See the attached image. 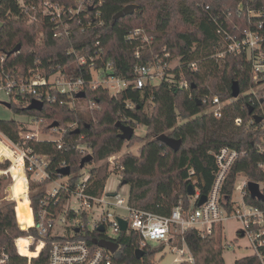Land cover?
I'll use <instances>...</instances> for the list:
<instances>
[{
    "label": "trees",
    "instance_id": "1",
    "mask_svg": "<svg viewBox=\"0 0 264 264\" xmlns=\"http://www.w3.org/2000/svg\"><path fill=\"white\" fill-rule=\"evenodd\" d=\"M48 1L67 7L75 6L76 2ZM129 5L136 6L135 12L120 17ZM89 8L72 21L70 38H57L51 19L45 18L29 27L14 19L19 11L16 1L3 0L0 11V70L4 68L7 72L18 71L16 75H27L36 62L47 75L52 69L62 70L66 75L83 76L89 81V65L82 71L75 65V56L71 52L74 49L86 56L102 54V58L96 60L98 68L112 63V75L133 80L138 66H148L154 56L162 58L169 53L171 59L180 57L183 64L182 70L176 69L171 74L177 81L183 77L191 88L189 91L180 90L176 83L165 80L143 90L129 87L117 96H111L104 88L92 90L86 87L85 97L96 106L88 116L82 110L72 109L66 95L51 86L43 87L40 89L45 96L42 111L28 110L34 98L29 94L19 96V102H12L10 109L25 117L42 120L40 128L45 132L53 128L63 129L64 145L58 149L55 141L46 140L29 141L28 147L49 157L50 169L54 173L63 164L70 167L72 188L76 187L81 174L89 172L86 194L100 198L109 180V164L89 170L87 167L119 154L125 145L130 147L136 142L142 143L138 154L126 153L118 160L122 169L119 188L124 187L123 182L130 187L131 208L163 216L170 215L181 203L186 209L191 207V199L195 196H189V186H193L201 196L210 194L217 170L215 155L228 147L239 153L222 188L227 202L224 205L230 212L238 176H245L248 182L264 183V170L260 167L264 165V78L255 80L244 53L227 54L224 58H215L214 55L226 48L230 37L241 39L243 31L248 29L258 32L264 39V0H102L90 19L92 25L88 27L86 14ZM249 10L255 14L249 16ZM96 12H99L98 18ZM219 28L221 34L217 33ZM137 29L143 30L149 41H145L143 35L132 38ZM18 45H21L20 51L10 54ZM262 50L264 52V41ZM192 62L198 63L197 71L187 67ZM235 82L241 89L237 99L232 98ZM216 96L223 103L231 101L223 107L220 119L211 112L212 99ZM147 102H150L148 109ZM251 108L254 114L263 117L262 122L257 123L249 114ZM237 119L242 121L241 125L236 124ZM118 122L135 129L144 126L146 135H134L130 142L124 141L119 137ZM71 125L76 126L72 128ZM30 131L19 121L0 120V132L14 142L20 140L21 134ZM163 134L181 140L180 149L174 151L160 142L157 137ZM81 142L87 145L86 150L93 156L83 169L80 166L87 153L78 149ZM8 165L0 163V169H6ZM191 171L194 173L190 174ZM47 183L31 184V207L29 203L17 204V210L15 204L6 203L0 207V247L6 249L9 264H28L27 257L37 256L32 252H35L39 241H45L46 246L31 259V264H49L51 244L58 238L41 237L36 228L29 231L21 229L33 226L32 209L34 214L41 211ZM68 197L62 192L57 205L50 203L48 215L61 213ZM245 201L264 210V201L252 199L249 192ZM194 205L198 204L195 202ZM29 236L35 239L31 251L26 248ZM94 238L107 237L88 230L75 237L86 240L91 246H95ZM17 240L23 256L18 253ZM184 240L196 264H226L221 224L205 237L190 229L185 232ZM117 243L119 250L113 255L114 264H158L157 257L164 250L163 247L155 249L149 246L144 250V257L138 259L135 253L139 245L133 233L122 234ZM178 246H183L182 237ZM236 264L260 262L256 256H246Z\"/></svg>",
    "mask_w": 264,
    "mask_h": 264
},
{
    "label": "built area",
    "instance_id": "2",
    "mask_svg": "<svg viewBox=\"0 0 264 264\" xmlns=\"http://www.w3.org/2000/svg\"><path fill=\"white\" fill-rule=\"evenodd\" d=\"M15 1L19 9L18 14L13 16L15 20H19L25 25L32 27L42 22L45 18H49L55 24V37L57 38H70L72 34V21L82 12L86 11L88 7L90 8L86 14V18L88 19L87 26L90 27L92 25L90 19L93 16V12L97 11L98 4H102V0H76L75 6L67 7L54 4L48 0ZM2 2L3 0H0V11ZM254 14V11H248L249 16ZM98 17L99 12H96V18ZM0 23L2 25L1 19ZM259 28H262V25ZM217 33L221 34V28L217 30ZM139 35H143L145 41H149V38L144 35V31L141 29H137L131 37L134 38ZM263 41L264 39L258 32L248 29L243 31L241 39L230 37V42L226 48L219 50L214 57L224 58L227 54L240 55L244 53L251 64V72L255 80L263 79ZM71 52L75 56V65L81 71L86 65H89V73L91 75L89 81H86L83 76L66 75L62 70L55 71L52 69L49 75H47L46 70L35 62L36 66L31 68L26 73L27 75H16L19 74L18 71L7 72L2 68L0 70V91L5 92L11 102H19V96L29 94L34 96L33 100L44 103L45 96L42 95L40 89L51 86L69 98V105L72 109L81 110L79 103L82 101L89 102L91 109L96 107L87 97L78 98V94L85 92L86 87L92 90L104 88L111 96H117L129 87L143 90L148 85H156L165 80L176 83L180 90L189 91L191 88L189 82L183 79V77L177 81L175 80V75L171 74V71L176 69L182 70L183 64L180 57L171 59L169 53H165L162 58L154 56L152 64L148 66H138L135 69L134 79L126 80L112 75V63H108L101 68L96 66V60L101 59L102 54L94 57L79 54L74 49ZM168 59L170 61H166ZM174 60H177V63L175 66H172ZM187 67L191 71H197L198 63L192 62ZM47 98L50 99L51 96H47ZM222 110L223 102L217 96L214 97L211 108L214 117L220 119L222 117ZM31 121H33L32 123L37 128L35 130L30 128L31 131L28 134H21L18 142L12 141L0 132V162L8 161L11 163V167L4 173L11 177L13 187L17 179L23 181L26 186V192L21 196L28 198L30 207L31 184L33 182L44 183L48 181L44 188L45 199L41 202V211L38 214H34L31 208L34 224L33 226H28L25 231L36 228L41 237L55 236L58 238V240L51 244L49 264H114V254L97 246H91L86 240L75 239L76 235L80 233L85 234L86 230H88L86 219L90 213L94 216L96 211L101 213L94 220L96 231L98 227H104L105 231L102 234L106 235V239L116 243L122 234L133 233L138 241V249L143 251L154 244L162 245L170 243L174 233L180 231L183 246L173 249V252L178 254V257L174 259V264H196L193 255L185 243V232L193 229L205 237L213 233L216 225H223L225 221L234 219L240 223L241 234L248 239L247 248L252 251L250 256H256L260 264H264V210L246 203L245 196L248 192V183L242 189V201L240 204L232 201L230 212L224 205L227 202L222 194V188L230 170L239 158L238 151L224 147L215 155L217 170L215 172L213 188L207 196V201L202 206L198 207V205H194L195 202L198 204L201 196L199 193H196L193 205L190 208L186 209L182 204H179L172 210L170 215L163 216L131 208L129 197L125 198L124 192L120 191L122 189H117L114 193H108L107 188H105L104 194L100 198L86 194L90 180V173L87 171L81 174L76 187L72 188L69 182L70 176L62 179L64 177L60 176L58 172L54 173L50 169L49 157L35 153L27 145L29 141L50 140L57 143L58 149H62L64 145V130L53 128L52 130L58 136L53 139H40L37 131H39L43 121L36 119ZM241 123L240 119L236 120L237 125H241ZM75 126L71 125L72 128ZM86 148L79 143L78 149L81 153H85ZM112 158L113 156L109 159L112 160ZM63 167H66V165L63 164L61 168ZM260 167L264 170L263 164ZM14 169L17 170L16 175L13 173ZM113 173L109 174V179ZM193 173V171L190 172V174ZM60 179L63 181H59ZM52 183H55L56 187L51 191L49 188ZM261 189L264 190L262 187ZM62 192H65L69 196L64 210L57 215H48L50 203L53 206L57 205ZM13 201L16 203L17 210L18 201L14 194ZM83 214L86 215L84 216ZM69 215H72V217ZM119 219L127 223V230L125 232L122 231ZM19 226L21 227V224ZM58 228L62 229V233L57 231ZM76 229H79L80 232L77 233ZM108 231L110 233L109 237L107 236ZM27 239L29 242L26 246L28 249H31L35 239L33 236H29ZM45 246V241H39L35 248L38 255ZM231 246V242H224L223 244L224 250ZM16 247L20 254L18 240L16 241ZM159 255V258H163L164 254L160 253ZM27 258L28 264H31L32 258ZM0 264H9V255L4 247H0Z\"/></svg>",
    "mask_w": 264,
    "mask_h": 264
},
{
    "label": "rangeland",
    "instance_id": "3",
    "mask_svg": "<svg viewBox=\"0 0 264 264\" xmlns=\"http://www.w3.org/2000/svg\"><path fill=\"white\" fill-rule=\"evenodd\" d=\"M0 27H1V23H0ZM176 63H177V60H174L172 62V66H175ZM252 90L256 92L255 88H253ZM259 94H257L258 97H259ZM3 102L12 104V102L9 99V97L7 96V94L3 91H0V120L19 121L20 123L26 124L27 127L33 128L32 130H35V128H37V126L32 123L33 121H31V120H33V118L25 117L21 114L15 113L12 109L3 105L2 104ZM229 103H231L230 100L224 102L223 107L225 106V104H229ZM149 104H150V102L146 103L147 109H148ZM79 108L83 112H86L87 115L88 114L90 115L91 106H90L89 102H86V101L80 102ZM146 132H147V129L144 126H138L135 129V135L139 136V137H144L146 135ZM37 133H39L40 139H53L56 136H58L57 133H55L53 130H51L49 132H45V131L41 130V128H39V131H37ZM81 144L84 145L85 147H87V145L85 143L81 142ZM141 146H142V143H140V142H136L130 147L128 145H125L122 152L113 156L112 160L108 159L106 161L98 163L97 165L96 164L91 165V166L87 167V170L92 169L96 166H100L102 164L108 163L109 164V174L111 172H114V173L107 182V190H108V193H114V191H116L117 189L120 190V188H119L120 184L119 183L121 182L120 175H121L122 169L118 166V160L120 159V157L122 155H124L126 153L138 154ZM84 152L87 153L86 156L91 154L87 150H85ZM0 163L6 164L9 162L5 161V162H0ZM10 167H11V163H9V165L6 169H0V207L6 203L16 205V203L13 201V194L17 198V201H18L17 204L18 205L29 203L28 198H26L25 196L24 197L21 196L23 193L26 192V188H25L26 186L25 187L23 186V188H21V180L17 179L16 184L13 187V181L11 180V177H9L8 175H6L4 173ZM62 179H66V177H64ZM62 179H60L59 181L62 182L63 181ZM247 183H248V179L245 176H243V175L238 176L236 184H235V189H234V192L232 195V201L235 202L236 204L241 203V201H242V189ZM55 187H56V184L52 183L50 185L49 189L52 191ZM261 187L264 188V184H261ZM129 190H130V187L126 185L120 191L124 192L125 198H127V197H129ZM193 202H194V198L191 199V206L193 205ZM100 215H101V213L97 212V211L95 212L94 216L91 213L89 214L88 218L86 219L89 232L93 233L96 231L94 228V225H95L94 220L97 219ZM240 230H241L240 223L234 219H229V220L225 221L222 225L223 244H224V242H231L232 243V246L230 248H226L224 250V253H223L226 264H236V262L238 260H240L246 256H250L252 254L251 249L247 248L248 247V239L241 234ZM57 231L62 233L61 228H58ZM109 235H110V233L108 231L107 236L109 237ZM180 235H181V232L176 231L174 233V235L172 236L170 243L162 244V245H157V244L153 245V248H155V249L159 248V247L164 248V250L161 251L164 254L163 258L161 259V258L157 257V263L159 262L160 264H174V259L178 257V254L174 253L173 249L176 247H179L178 244H179L180 237H181ZM33 253H35V252H33Z\"/></svg>",
    "mask_w": 264,
    "mask_h": 264
},
{
    "label": "water",
    "instance_id": "4",
    "mask_svg": "<svg viewBox=\"0 0 264 264\" xmlns=\"http://www.w3.org/2000/svg\"><path fill=\"white\" fill-rule=\"evenodd\" d=\"M135 10H136L135 5H129L126 8H124L122 13L120 14V17L132 15L135 12ZM20 49H21V45H18L16 48H14V50L10 54L17 53L20 51ZM240 95H241V89H240L239 83L235 82L232 86V98L237 99V98H239ZM85 96H86V92H81L78 94V98H85ZM2 104L8 108L12 107L11 103L3 102ZM43 108H44V104L38 100H33L31 102V104L28 106V110H30V111H33V110L42 111ZM249 114L252 115L253 119L257 123H260L263 121L262 116H259L258 114H254L253 108L250 109ZM117 128H119V131H120L119 137L122 140L130 142L133 139V137L135 135V128L128 126L126 124H123L121 122L117 123ZM157 139L160 142L167 145L169 148H171L174 151H178L181 147V144H182L181 140L173 139V138H171L165 134L157 137ZM92 160H93V156L91 154L85 156L81 162V166H80L81 169L84 168L86 163H88ZM58 174L62 177H68L71 175V169L68 166L63 167L58 171ZM122 185L125 186L126 184L123 182ZM247 190H248L252 199L264 201V192L261 189V186L259 183L249 181L247 184ZM188 194H189V196H192V197L196 196V189L193 186H189ZM206 201H207L206 195L200 196L199 201H198V207L202 206ZM119 221L121 224L122 231L125 232L127 230L126 221H124L122 219H119ZM21 229L23 231H25L23 228H21ZM104 231H105V229L102 226L98 227V229H97L98 233H104ZM76 232L79 233L80 230L76 229ZM92 242L95 246L102 248V249H105V250L109 251L111 254H115L119 250V244L118 243L113 242L111 240H108L106 238H103V239L94 238L92 240ZM135 254H136V257L138 259H142L145 255V251L138 249V250H136Z\"/></svg>",
    "mask_w": 264,
    "mask_h": 264
},
{
    "label": "crops",
    "instance_id": "5",
    "mask_svg": "<svg viewBox=\"0 0 264 264\" xmlns=\"http://www.w3.org/2000/svg\"><path fill=\"white\" fill-rule=\"evenodd\" d=\"M13 173L16 175L17 174V170L16 169H14L13 170ZM21 180V179H20ZM23 186L25 187V185H24V183H23V181L21 180V188H23ZM26 188V187H25ZM106 188H107V186H106ZM177 248V247H176ZM173 253V252H172ZM175 253V252H174Z\"/></svg>",
    "mask_w": 264,
    "mask_h": 264
},
{
    "label": "bare ground",
    "instance_id": "6",
    "mask_svg": "<svg viewBox=\"0 0 264 264\" xmlns=\"http://www.w3.org/2000/svg\"><path fill=\"white\" fill-rule=\"evenodd\" d=\"M20 240V239H19ZM27 248V247H26ZM28 249V248H27ZM28 250H30V249H28ZM31 251V250H30ZM33 253V252H32ZM35 253H36V255L38 256V254H37V252L35 251ZM23 256V255H22ZM37 256H34L33 258H35V257H37ZM25 257H27V256H25Z\"/></svg>",
    "mask_w": 264,
    "mask_h": 264
},
{
    "label": "flooded vegetation",
    "instance_id": "7",
    "mask_svg": "<svg viewBox=\"0 0 264 264\" xmlns=\"http://www.w3.org/2000/svg\"><path fill=\"white\" fill-rule=\"evenodd\" d=\"M99 234L103 235L102 233H99ZM104 235H105V234H104Z\"/></svg>",
    "mask_w": 264,
    "mask_h": 264
}]
</instances>
